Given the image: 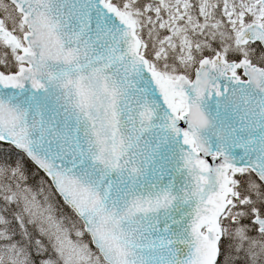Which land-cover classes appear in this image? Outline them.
Listing matches in <instances>:
<instances>
[{
	"label": "snow or ice",
	"instance_id": "snow-or-ice-1",
	"mask_svg": "<svg viewBox=\"0 0 264 264\" xmlns=\"http://www.w3.org/2000/svg\"><path fill=\"white\" fill-rule=\"evenodd\" d=\"M0 264H264V0H0Z\"/></svg>",
	"mask_w": 264,
	"mask_h": 264
}]
</instances>
